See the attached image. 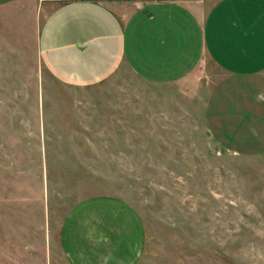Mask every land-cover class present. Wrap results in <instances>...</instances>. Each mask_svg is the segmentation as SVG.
Masks as SVG:
<instances>
[{"label": "rangeland", "instance_id": "rangeland-1", "mask_svg": "<svg viewBox=\"0 0 264 264\" xmlns=\"http://www.w3.org/2000/svg\"><path fill=\"white\" fill-rule=\"evenodd\" d=\"M46 10L42 0L0 4L4 244L36 248L44 264L51 230L109 197L140 217L157 264H264V154L244 146L264 143V77L213 69L222 79L208 82L220 85L210 115L221 106L241 126L209 123L204 99L128 71L64 84L39 58Z\"/></svg>", "mask_w": 264, "mask_h": 264}, {"label": "crops", "instance_id": "crops-1", "mask_svg": "<svg viewBox=\"0 0 264 264\" xmlns=\"http://www.w3.org/2000/svg\"><path fill=\"white\" fill-rule=\"evenodd\" d=\"M42 6L47 10L37 36L40 62L64 84L95 86L128 71L148 84L182 86L190 99H204L209 123L214 118L241 126L226 121L221 106L210 115L220 85L208 82L222 79L213 69L220 76L264 77V0H42ZM244 146L264 154L257 139ZM4 240L0 231V264H39L36 248ZM150 260L158 263L140 217L118 199L98 197L68 214L58 235L51 230L44 264Z\"/></svg>", "mask_w": 264, "mask_h": 264}]
</instances>
